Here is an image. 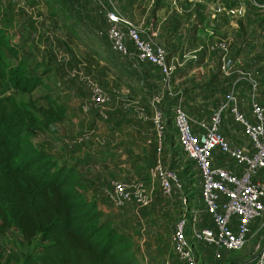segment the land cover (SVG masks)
I'll return each instance as SVG.
<instances>
[{
    "label": "rangeland",
    "instance_id": "obj_1",
    "mask_svg": "<svg viewBox=\"0 0 264 264\" xmlns=\"http://www.w3.org/2000/svg\"><path fill=\"white\" fill-rule=\"evenodd\" d=\"M250 1L245 0V14L236 22L238 34L233 35L235 27L225 28L217 34L227 43V48L237 44L236 37L244 42L253 39L258 21L264 19V8H256ZM125 3L127 0H0V34L15 49L19 60L25 61L28 75H42V84L32 93L33 98L39 100L47 95L63 104L67 111L66 121L48 127L45 135L29 131L30 140L41 150L53 151L52 157L65 163L67 157L73 161L82 157L85 150L94 151L114 143L112 147L116 152L113 159L104 162L106 158L98 157L96 164L90 163L92 169L82 171L78 180L89 189L88 197L93 196L100 209L112 217L115 226L135 236L139 252L146 253L150 248L154 253L161 248L170 264H182L174 252L172 233L175 223L185 217V234L199 264H235L233 261L238 251H217L210 247L212 251L207 253L201 249L202 244L194 241V233L206 223L204 216H200L193 226L189 219L195 207L204 208L200 199L197 201L200 178L194 162L176 145L173 146L164 167L176 175L178 187L171 197H165L157 177L146 173L158 152L155 147L152 152L146 144L142 148L143 139H139L149 126L141 115L143 111L134 103L143 95L107 91L108 88L114 90L121 77L112 66L117 58L115 54L123 55L112 50L105 13L114 11L131 22L124 13ZM145 6L147 1H138L136 20L146 32H150L153 12L145 14V11H138L139 7ZM185 29L186 33L190 31ZM134 30H137L135 26ZM140 36L150 41L146 35ZM1 55L9 69L18 67V63L4 50ZM98 76L107 82L103 87L106 92L99 85ZM93 87L101 88L104 94L109 95L110 101L96 105L91 96ZM224 94L222 92L218 99L224 98ZM20 99L26 101L27 97L20 96ZM97 121L101 127L95 125ZM170 135L173 136L172 133ZM130 136L136 142L132 143ZM80 138L88 140L80 142ZM114 183L126 186L128 201H115ZM141 190L148 201L146 206H141L134 198ZM210 226L209 221L206 227ZM39 249V237L26 243L16 229L0 234V259L4 264H21L11 258L12 253L22 259Z\"/></svg>",
    "mask_w": 264,
    "mask_h": 264
},
{
    "label": "crops",
    "instance_id": "obj_2",
    "mask_svg": "<svg viewBox=\"0 0 264 264\" xmlns=\"http://www.w3.org/2000/svg\"><path fill=\"white\" fill-rule=\"evenodd\" d=\"M138 1L127 0L124 7L125 12H121L125 13L126 18H130L142 36L146 35L154 46L161 47L166 51L170 69L169 83L163 84L159 70L150 64H139L134 55L119 57L115 54L117 58L112 66L116 68L121 77L118 78L114 90L108 88L107 91H113L116 94L125 92V94L143 95L134 103L137 104V108L143 111L140 114L146 118L144 121L149 122L147 130L142 132L139 138L143 139L142 148L147 145L152 148V152L154 147L158 152L154 164L146 170L147 174L152 175V170L157 161L164 167L165 159L169 158L171 149L174 145L177 147L171 117V112L176 106H180L186 112L195 133L199 132L198 124L202 121L208 122L213 113L221 107L223 98L221 97L220 100L218 98L222 92L225 94L232 92L241 112L252 120L249 102L253 85H255L253 93L264 108V19L258 21L253 39L244 42L236 37L235 43L237 44H232V47L227 48V43L217 34H220V31L225 28L235 27L233 35H237L236 22L241 17L229 18L225 11L229 13V10H242L244 15L245 0H144L147 1V6L139 7L138 11H145V14L147 11L153 12L150 32H146L141 24L137 23ZM217 9H222L225 13L217 14ZM185 28H189L190 31L186 33ZM251 46H253V52H251ZM216 53L217 55H215ZM223 56L225 57V71L221 70ZM98 78L99 85L103 89L107 86V82L100 76ZM101 88L103 93L104 89ZM157 100L159 103H156ZM58 103L64 106L60 102ZM155 110L161 111L163 115L164 130L160 141L155 138L154 116L152 118V115H155ZM99 117L101 118L100 115ZM97 122L95 125L101 127L100 122ZM169 129L172 130L173 136L170 135ZM218 130L230 145L246 151L250 150V142L243 135L241 126L233 121L227 110L220 114ZM130 139L132 143L136 142V139L133 140L131 136ZM78 140L85 142L88 139L80 138ZM113 144L111 142L109 147L94 151L85 150L82 157L73 161L67 157L66 160L70 163L87 161L86 165L76 168L79 177L82 171L86 172V170L92 169L90 163L96 164L98 157L106 158L107 161L103 160L104 162H110L116 152L112 147ZM125 147L129 148L127 144ZM42 151L54 155L53 151ZM153 156L155 157V154ZM216 162L227 165L220 158L216 159ZM260 178L264 182V170L260 172ZM79 182L85 190V198L88 201L96 202L99 207L98 201L93 196L88 197L89 189L87 186L82 181ZM197 201L199 202V196H197ZM106 216L110 217L108 213ZM200 216H204L203 218L206 219V223L201 228H204L210 221L204 208L195 207L189 215L192 226L193 223L196 224ZM134 241L137 257L143 264H170L161 248H158L154 253H151V249L148 248L146 253L142 252L141 254L136 246V239ZM263 243L264 217H258L251 222L245 245L238 250L233 263L243 264L253 260ZM142 244L140 245L141 249ZM201 249L207 253L212 251L210 247L205 245H201Z\"/></svg>",
    "mask_w": 264,
    "mask_h": 264
},
{
    "label": "trees",
    "instance_id": "obj_3",
    "mask_svg": "<svg viewBox=\"0 0 264 264\" xmlns=\"http://www.w3.org/2000/svg\"><path fill=\"white\" fill-rule=\"evenodd\" d=\"M251 1L264 8V0ZM2 50L18 67L8 68ZM41 84L42 75H28L0 34V234L16 229L26 243L40 238L37 253L11 258L21 264H143L135 236L85 198L76 168L87 161L59 162L31 142L29 131L45 135L67 118L51 97L33 98Z\"/></svg>",
    "mask_w": 264,
    "mask_h": 264
},
{
    "label": "built area",
    "instance_id": "obj_4",
    "mask_svg": "<svg viewBox=\"0 0 264 264\" xmlns=\"http://www.w3.org/2000/svg\"><path fill=\"white\" fill-rule=\"evenodd\" d=\"M222 12V9L216 10L217 14ZM225 12L229 18L243 16L242 10ZM105 18L112 50L123 56L134 55L139 64L154 66L160 72L162 83L168 84L170 69L166 51L143 40L139 31L134 30L133 24L118 14L107 11ZM224 58L222 71L226 70ZM254 88L255 85L249 102L252 120L241 112L232 92L224 95L221 107L208 122L198 124V133L193 131L188 115L180 106L171 112L178 150L196 165L200 178L199 199L211 222L210 227L205 226L195 232L193 238L196 243L217 251L240 250L245 245L251 222L264 217V182L260 178V172L264 170V108L256 99ZM91 93L96 105H104L109 100L97 87H93ZM225 110L241 126L243 135L251 145L249 151L230 145L219 133L220 114ZM154 123L160 141L164 130L161 111L155 110ZM218 158L223 159L227 165L218 164ZM152 172L153 177H157L162 194L171 197L178 187L176 175L159 161ZM142 191H138L134 198L141 206H146L148 201ZM113 193L117 203L129 200L123 183H114ZM186 222L183 217L174 225V252L182 264H199L185 234ZM243 264H264V243L253 260Z\"/></svg>",
    "mask_w": 264,
    "mask_h": 264
}]
</instances>
